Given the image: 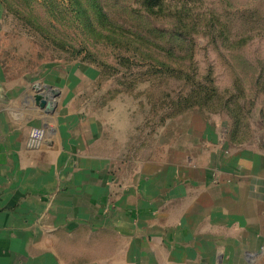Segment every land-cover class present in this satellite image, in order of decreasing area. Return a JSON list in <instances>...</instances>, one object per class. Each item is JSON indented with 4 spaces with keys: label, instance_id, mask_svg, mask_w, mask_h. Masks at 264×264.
<instances>
[{
    "label": "crops",
    "instance_id": "1",
    "mask_svg": "<svg viewBox=\"0 0 264 264\" xmlns=\"http://www.w3.org/2000/svg\"><path fill=\"white\" fill-rule=\"evenodd\" d=\"M3 16L0 264H264V136L199 109L139 132L128 104H91L80 64L12 77Z\"/></svg>",
    "mask_w": 264,
    "mask_h": 264
},
{
    "label": "rangeland",
    "instance_id": "2",
    "mask_svg": "<svg viewBox=\"0 0 264 264\" xmlns=\"http://www.w3.org/2000/svg\"><path fill=\"white\" fill-rule=\"evenodd\" d=\"M0 2L12 77L80 64L98 78L91 104H128L139 132L190 105L229 117L231 103L264 136V0Z\"/></svg>",
    "mask_w": 264,
    "mask_h": 264
},
{
    "label": "trees",
    "instance_id": "3",
    "mask_svg": "<svg viewBox=\"0 0 264 264\" xmlns=\"http://www.w3.org/2000/svg\"><path fill=\"white\" fill-rule=\"evenodd\" d=\"M230 104L231 103H227L226 104V109H227V111L231 110V111H229V113H230L229 116L232 119V137H233V139H237V137L240 136V135L241 136L246 135V133H247L248 130L245 132L246 125H245V123H242V120L240 118V111L234 110V107L229 106ZM191 109H199V110H201L203 112H206V113H209V114H213V113L207 112L204 109H201V108H198V107H193V105L192 106L190 105V106H187V107L182 108V109H178V110L175 109L174 111H172V112L169 113V115L167 116V118L175 117V116H177V115H179V114H181V113H183L185 111L191 110ZM154 116H156V115L153 114V118H154ZM151 123L153 125V126H151L152 128L151 127H148V128H146L147 130H151L152 131L153 129L157 128V126H159V124H161V120L159 119L157 122L155 120H152Z\"/></svg>",
    "mask_w": 264,
    "mask_h": 264
},
{
    "label": "water",
    "instance_id": "4",
    "mask_svg": "<svg viewBox=\"0 0 264 264\" xmlns=\"http://www.w3.org/2000/svg\"><path fill=\"white\" fill-rule=\"evenodd\" d=\"M35 89L40 90L41 84L36 83L34 84ZM45 91L36 94V102L42 107L46 108L47 111L52 112L55 109V97L59 95L58 90L50 85H43Z\"/></svg>",
    "mask_w": 264,
    "mask_h": 264
},
{
    "label": "built area",
    "instance_id": "5",
    "mask_svg": "<svg viewBox=\"0 0 264 264\" xmlns=\"http://www.w3.org/2000/svg\"><path fill=\"white\" fill-rule=\"evenodd\" d=\"M47 130L45 127H35L31 130L28 138L29 148H39L43 145L46 140Z\"/></svg>",
    "mask_w": 264,
    "mask_h": 264
}]
</instances>
